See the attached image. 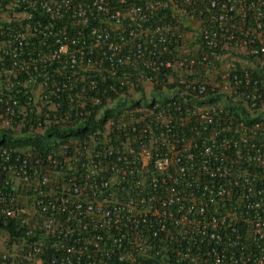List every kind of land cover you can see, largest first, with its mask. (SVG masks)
I'll return each mask as SVG.
<instances>
[{
    "label": "built area",
    "instance_id": "2783aa9c",
    "mask_svg": "<svg viewBox=\"0 0 264 264\" xmlns=\"http://www.w3.org/2000/svg\"><path fill=\"white\" fill-rule=\"evenodd\" d=\"M106 110L0 144V264H264V0H0V133Z\"/></svg>",
    "mask_w": 264,
    "mask_h": 264
},
{
    "label": "trees",
    "instance_id": "16d2710c",
    "mask_svg": "<svg viewBox=\"0 0 264 264\" xmlns=\"http://www.w3.org/2000/svg\"><path fill=\"white\" fill-rule=\"evenodd\" d=\"M155 90L160 91L161 88L158 86ZM139 94H141L143 100H146L147 95L143 93V91H139ZM148 95H149L148 99L154 100V101L159 100L163 102L164 100L167 99V93L163 91L162 93L160 92H157L155 94L149 93ZM217 96L218 95H216V97H213V98H208L207 100L205 99L202 102L211 103L215 101V98H217ZM142 103L143 101L138 100L137 102L133 103L132 106L133 107L140 106ZM142 105L149 106V103L146 104V102H144ZM114 111L116 110H106L103 113L102 118L98 120L91 119L88 122L78 123L76 126L73 125V126H69L64 129L50 128L46 130L42 135L27 136L25 137V140H21V141L15 140L13 137H11L10 132H7V134L0 133V144L8 145L11 147H18L20 145L27 144V145L37 148L38 150L47 151L50 148L51 144L54 142V139L66 141L68 138H75V137L83 136L85 134H88L91 131H94L99 125H101V123L104 120L112 116L114 114ZM241 112L245 113L243 111ZM7 229L9 231H12L11 227H7ZM13 233H14V230H13Z\"/></svg>",
    "mask_w": 264,
    "mask_h": 264
},
{
    "label": "rangeland",
    "instance_id": "374dc122",
    "mask_svg": "<svg viewBox=\"0 0 264 264\" xmlns=\"http://www.w3.org/2000/svg\"><path fill=\"white\" fill-rule=\"evenodd\" d=\"M148 94V92H146Z\"/></svg>",
    "mask_w": 264,
    "mask_h": 264
}]
</instances>
